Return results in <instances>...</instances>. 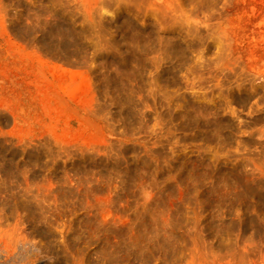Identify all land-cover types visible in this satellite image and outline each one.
<instances>
[{
    "label": "rangeland",
    "instance_id": "rangeland-1",
    "mask_svg": "<svg viewBox=\"0 0 264 264\" xmlns=\"http://www.w3.org/2000/svg\"><path fill=\"white\" fill-rule=\"evenodd\" d=\"M0 264H264V0H0Z\"/></svg>",
    "mask_w": 264,
    "mask_h": 264
},
{
    "label": "bare ground",
    "instance_id": "bare-ground-1",
    "mask_svg": "<svg viewBox=\"0 0 264 264\" xmlns=\"http://www.w3.org/2000/svg\"><path fill=\"white\" fill-rule=\"evenodd\" d=\"M137 58V57H136ZM139 61H140V58H139ZM161 78V77H160ZM156 79H158V78H156ZM161 80V79H160Z\"/></svg>",
    "mask_w": 264,
    "mask_h": 264
}]
</instances>
